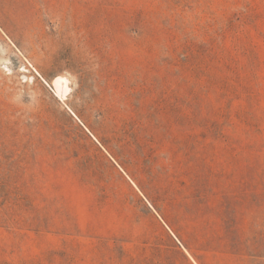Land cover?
Masks as SVG:
<instances>
[{"label": "rangeland", "instance_id": "374dc122", "mask_svg": "<svg viewBox=\"0 0 264 264\" xmlns=\"http://www.w3.org/2000/svg\"><path fill=\"white\" fill-rule=\"evenodd\" d=\"M0 264H264V0H0Z\"/></svg>", "mask_w": 264, "mask_h": 264}, {"label": "bare ground", "instance_id": "6f19581e", "mask_svg": "<svg viewBox=\"0 0 264 264\" xmlns=\"http://www.w3.org/2000/svg\"><path fill=\"white\" fill-rule=\"evenodd\" d=\"M67 91H68V88L66 86V79L57 78L56 82L54 84V94H55L56 98H58L59 100L62 101V99H64V96L67 93Z\"/></svg>", "mask_w": 264, "mask_h": 264}, {"label": "water", "instance_id": "95a60500", "mask_svg": "<svg viewBox=\"0 0 264 264\" xmlns=\"http://www.w3.org/2000/svg\"><path fill=\"white\" fill-rule=\"evenodd\" d=\"M51 90V89H50Z\"/></svg>", "mask_w": 264, "mask_h": 264}]
</instances>
